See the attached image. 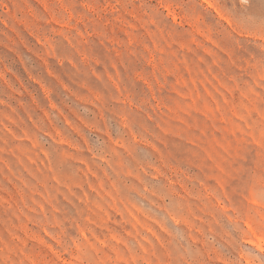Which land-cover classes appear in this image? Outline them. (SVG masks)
Here are the masks:
<instances>
[{
	"label": "rangeland",
	"instance_id": "374dc122",
	"mask_svg": "<svg viewBox=\"0 0 264 264\" xmlns=\"http://www.w3.org/2000/svg\"><path fill=\"white\" fill-rule=\"evenodd\" d=\"M0 264H264V0H0Z\"/></svg>",
	"mask_w": 264,
	"mask_h": 264
},
{
	"label": "bare ground",
	"instance_id": "6f19581e",
	"mask_svg": "<svg viewBox=\"0 0 264 264\" xmlns=\"http://www.w3.org/2000/svg\"><path fill=\"white\" fill-rule=\"evenodd\" d=\"M203 1H205V0H203ZM205 3V2H204ZM206 3H207V1H206ZM209 3V2H208ZM211 5V4H210ZM222 17V16H221Z\"/></svg>",
	"mask_w": 264,
	"mask_h": 264
}]
</instances>
